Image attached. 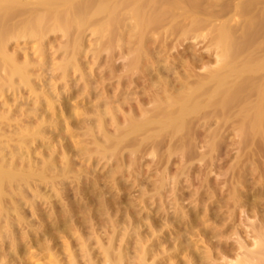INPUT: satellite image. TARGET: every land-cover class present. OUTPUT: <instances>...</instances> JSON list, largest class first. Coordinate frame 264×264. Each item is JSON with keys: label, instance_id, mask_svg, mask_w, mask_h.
Segmentation results:
<instances>
[{"label": "bare ground", "instance_id": "6f19581e", "mask_svg": "<svg viewBox=\"0 0 264 264\" xmlns=\"http://www.w3.org/2000/svg\"><path fill=\"white\" fill-rule=\"evenodd\" d=\"M8 1L9 3L1 5L3 10L0 9L2 10L0 13V94L6 90L16 96L21 91H26L30 95L29 98L32 96V102L27 104L26 108L12 109L13 104L8 103V97L0 102L2 107H0V110L2 109L0 111V245L7 241V246L13 247L14 252L12 251L13 255L10 258L13 264L18 263L19 249H29L31 246L29 242L36 245L38 239L43 236H47L45 239L48 243L37 244L36 247V249L41 247L46 249L48 260L47 263L42 264H61L56 253L51 252L52 245H56L57 241L61 242L63 255L68 258L67 264H79L72 249L73 245L69 242L70 238L77 241V252L82 256L83 264L122 263L121 250H118L119 253L113 251V235L117 237L114 222L109 223L115 234L109 236L108 241L106 240L108 246L103 244L99 235L91 239L98 247L96 257H99L100 262L98 259L91 261L92 253L88 247L91 237L84 236L81 232V228H85L87 217L99 218L98 211L111 208L116 214L126 208L121 209L117 197L109 200L112 194H109L108 198L101 197L106 188L103 189L98 185L100 180L93 174L95 171L90 165L93 160L115 161L117 167L114 172L122 171V163L127 161V176H133V169H136L137 165L138 172L135 171L140 175L138 160H142L147 155L151 156L152 167L149 165L148 170L160 168V172L156 170L159 174L157 173L158 176L156 175L157 178L151 187L159 196L160 189L171 182V180L168 182L169 179H172V189H178L177 176L180 174L186 175L188 186L196 185L193 189V199L196 201L194 206L184 212L180 208L181 217L177 216L179 209L176 210L171 223L166 220L169 219L168 217L164 218V222L154 219L146 221L148 223H140L134 215V209H130L133 206L126 208L128 212L126 211L124 219L127 223L135 222L136 229L134 228L133 234L136 235L137 240L133 243L134 247L143 237L139 236L138 226L145 225L147 234L153 235L169 223L168 225L171 224L180 232L182 231V234L188 232L191 237L200 236V243L197 245L208 249L212 246L209 239L213 235L208 236L211 233V225L218 222L228 228L226 223L215 220L214 217L220 210V201L224 192H229V201L237 196L244 198L243 201L256 196L255 200L252 199L250 207L258 206L257 202L261 200V196H264V57L258 52L261 57L255 58L252 55L249 56L248 52L256 34L248 39L245 38L247 39L245 41L243 37L244 42L240 38L241 43L234 39L230 27L218 29L215 35L209 38L210 43L206 49L207 53H213L215 63L213 66L207 63L202 65L201 69L198 68L201 71L196 73L193 69L196 62L185 61L184 64L178 65L179 69L175 63H172L174 61L165 60V64L161 62L168 52L167 48L170 44L165 41L170 39L169 36L176 35V40H184L190 37L196 39L202 35L199 32L204 29L203 22L204 24L206 22H197L199 18H202L198 17V15L202 16L198 12L200 9L198 5H202L203 3L200 4L202 1L195 0V2L199 1V4L196 2L198 5L193 4L194 0H187L185 4L181 2L182 0H179L180 3L176 0H174L175 3L172 0L164 2L165 5L169 3L168 7L172 6V8L174 5L170 2L175 4L177 7L174 9L184 4L186 7L182 6L184 8L180 9L185 13V9L192 8L187 7L189 1L192 2L198 9L193 7V10L189 9L187 12L191 20L189 26H183L177 22L185 18L182 16H186L181 15V12L176 15L173 9V15L164 13L161 9L157 11L156 7H160L157 4L161 0L159 2L157 0H32L29 7H24L22 4L15 8H11L12 3ZM203 5L199 7L202 8ZM3 11L6 12L2 15ZM15 18L17 21L11 22ZM185 19L184 23L190 21ZM156 30L157 36H155ZM86 32H89L91 39L85 41ZM49 34H59L61 38H64V42L53 49L54 53L62 57L49 70L55 73L52 74L55 77L53 83L50 81L51 76L45 80L43 73L48 67L46 59L48 55L45 57L46 47L43 46V42L45 43L43 40ZM206 36L203 34L201 40L206 39ZM21 38L31 42L33 47L27 45L28 49L33 48L32 53L27 48L31 54L26 52L25 43V46L21 47L22 53L20 50L18 53L17 49L8 52L9 47H6L5 43L10 39L18 42L17 40ZM260 46L258 47L261 48ZM16 47L21 49L20 46L16 45ZM160 51H165L163 56L160 53L162 58L156 56ZM90 53L92 64L86 67L87 63L85 65L82 60L86 59ZM102 53H105L104 58ZM117 59H122L119 65L115 64ZM94 65L98 67L102 65L99 72L102 75L108 71V76L107 73L103 75L107 76V78L103 77L105 80L100 78V74L93 72ZM73 75H76L82 83L78 88L79 91L75 90L76 86L72 88L69 87V82L67 83ZM111 79L117 80L115 86ZM136 80H141L143 84L137 85ZM48 81L51 84H46ZM93 82H97L95 84L102 90V95L109 91L113 95H109L104 100L102 98L106 97L105 95L104 97L100 95L101 98L99 95H94L91 91H94ZM59 84L61 89L63 86L62 91L68 86L66 92L56 93L58 90L56 87H59ZM46 87H53L51 88L53 91L46 90ZM3 94L2 97L5 96V93ZM52 94L57 97L55 101L52 100L55 98ZM90 95L96 97L93 96L95 98L91 100L93 102L90 101V106L85 107ZM73 96L80 101L69 103L68 100L71 101ZM100 104L103 107L99 109ZM69 108H72L71 111ZM20 120H23L22 123ZM90 120L93 122L89 123ZM231 129V132H235L234 135L239 139L238 142H235L238 139L233 140L230 136L228 139L226 134H229ZM7 130L14 132L6 134ZM80 131L88 133L89 137L85 136L91 138L87 145H81L80 138H75ZM198 142L202 143L201 147L204 148L201 153H196L194 149L197 147L195 145H199ZM89 143L93 148L91 153L88 149ZM241 144H245L244 146L248 144V156L243 154L246 157L244 158L248 159L247 161L244 159L245 163L241 166V163H236L234 167L222 174L224 182L228 183H223L222 189L223 187L225 189L218 192L217 188L223 181L211 182L207 176L208 168L212 163L216 164L214 158L221 161L217 168H222L226 156L230 155L231 147L241 146ZM35 149L40 151L34 152ZM124 151L127 156H122ZM237 152L240 153V151ZM30 153L34 156L32 154L29 156ZM175 155L179 159L178 165H175L177 160H174L172 164L175 167H172L176 170L171 172V176H167L169 170L167 171L164 163H168L170 157ZM239 156L243 157L238 155L237 159ZM73 157L82 159L78 166ZM194 159L199 163L197 169L195 166L194 169L192 168L194 162L191 164V160L194 161ZM187 161L189 163L185 165ZM191 169L197 170L195 177L191 176L193 172ZM229 171L232 172L231 177L228 176ZM67 179H70L68 183H66ZM134 179L135 177L133 181H138V178ZM80 180H84L82 184ZM232 183L235 185L232 186ZM176 191L174 190L175 194ZM251 191L254 193L251 194ZM191 196L193 194H190L188 198H192ZM180 197L186 198V194L181 193ZM229 201L224 203L227 208L233 204V201L228 203ZM229 214L228 219L232 221V212ZM28 215L34 219L35 227H32L33 225L28 221ZM263 228V221L250 226L255 248L253 251L246 249L242 251L241 258H238L235 264H264ZM223 230L219 232L222 233ZM14 233L19 234H16V237H19L18 241ZM214 236H216L215 233ZM169 239L176 241V244L171 245L173 250L168 254V264L174 262L178 264L181 259L187 264L191 263L198 251V247L194 245L195 242L185 241L186 239L177 235L176 230L168 227L167 232L162 234L155 243L171 242ZM162 248L156 249L158 252L156 251L155 254L158 255L159 250L165 253L167 246ZM1 251L0 248L1 258H5L6 255L2 254L5 250L2 253ZM148 253L144 249L140 251L138 263L143 264ZM24 254L28 258L32 256L29 252ZM4 258L0 259L1 262ZM175 258H178L177 261L171 262Z\"/></svg>", "mask_w": 264, "mask_h": 264}, {"label": "rangeland", "instance_id": "374dc122", "mask_svg": "<svg viewBox=\"0 0 264 264\" xmlns=\"http://www.w3.org/2000/svg\"><path fill=\"white\" fill-rule=\"evenodd\" d=\"M10 1L12 3V4H10V7L11 8L19 7L22 4H23L22 6H24V7H29L31 5V3H32V2H30L32 0H27L28 2L26 0L25 1H23V0H21V1L20 0L19 1L18 0L17 1L10 0ZM157 1L159 2V0H157ZM165 1H168V0H163V2H161L163 4H161L159 2L157 5H160V7L159 6H158L159 8L156 7V10L159 11V9H161L162 12H164V13H171V14H173V9H174V7H177V6H175V4H173L172 2H170L172 5H174V7L173 8H172V6L171 7H168L169 3H168V5H165L164 4ZM172 1L174 2V0H172ZM176 1H178L180 3L179 0H176ZM186 1L187 0H185V1L182 0L181 2L185 4ZM190 1H189V5L187 7H189V6L192 7L191 8L192 10H193V7L194 8H197L195 5L199 1L200 2L202 1L200 4L203 3L205 5L204 6L202 4L203 7H204V8L202 7L203 8L202 9L201 7H199V6H202V5H198L199 3L197 4L198 5V8H200L198 12L201 13L200 15H202V16H199L198 15V17H202V18H199V19L197 18L199 20L197 22H201V21L202 22L203 21L206 22L205 24L203 22V28L204 29H202V30L200 29L201 31L199 32V33H202V35L203 34L204 35L206 34L207 35L206 36V39H203L204 41L201 40V36L202 35L200 37L198 36L199 38H196V39H195V37L194 38L190 37V38H187V39H184V40H181V39L180 40H176L177 39L176 38L177 37L176 35L169 36L170 39H168V41L167 40L166 41L164 40L166 43H169L170 45L167 44V45H169V47H168L169 49L167 48V51L168 52H166L167 54L164 56L166 58L163 61L161 59V61H162L161 64H163L165 60H167V61L169 60V62L171 60V62L174 61L172 63H175V65L178 67V68L177 67L176 68L179 69L180 66H178V65H181V63L184 64L185 61L187 63H192V62L194 63V62H196L195 63L196 66H194V68H193V69H195L194 72H196V73L197 72H200L201 70H198V68L201 69V66L202 65H206V63L208 65L213 66V64L215 63L214 55H213L212 52H208L207 53L206 52V49H207V47H208V45L210 43L211 37L215 35L214 33H216V31L218 29H222L223 27H230V29L233 31V37H234V39L235 40H238L237 42H239V41L241 42V40L243 41V37H244V41H245L249 37L255 36V34H256V38L254 37L255 40L253 42V45L251 44V46H250L251 48L249 47V50H248L249 56L252 55L253 57L258 58V57H261V55H263L262 57H264V42H263L264 41V39H263L264 38V0H199L198 2L196 1L197 3L194 0V3L193 4L196 3L194 6H193L192 2L190 3ZM6 2L9 3L8 0H0V7H1L2 4H5ZM29 2H30V4H29ZM26 3H28V4H26ZM184 4H182V6L186 7ZM177 5H178V3H177ZM182 6H180L178 8H175L174 9L175 10L174 13L176 12V15H179L178 13L181 12V15L182 14L186 15V16H182V18L185 17L187 20H190V18H189L190 16H187V12H189V9L190 8L189 9H185V11H186V13H185L184 11H182V9H180V8H184ZM0 9H2V7ZM191 9H190V11H191ZM2 10H0V13H1ZM204 11H206V13ZM5 12L6 11H3L2 12V15L5 14ZM210 15H216V16H214V17L211 16L210 17ZM180 17L181 16H179V18ZM182 18H180V19H182ZM184 19L179 20L177 22L180 23V24H182L183 26L184 25L189 26L188 24H190L191 20L184 23ZM186 19H185V21H186ZM201 19H203V20H201ZM13 21L16 22L17 19L16 18L15 19H12L11 22H13ZM157 30H156L157 33H155L156 34L155 36H157V34H158V31ZM248 32H250V33H248ZM248 35H250V36H248ZM173 36H175V37H173ZM44 38L45 39L43 41H45V43L43 42V46L46 47V50H44V53L46 55L45 54L44 55H45V57L48 55L47 56L48 58L46 57L47 63H48L47 66L48 67L46 66L47 68H46V70L43 73L45 74V77H44L45 80L48 77L51 76L50 77V81L53 83V81L55 80L54 79L55 77H53L52 74H55V73H53V72H51L49 70H50L51 67H53V65L56 62H58L62 58L60 54H58L56 52H55L56 53L55 54L53 49L57 48L59 46V43L60 44L63 43L64 42V38H61V36L59 34H49V35H47V37H44ZM240 38H241V40H239ZM245 38H247V39H245ZM84 39H85V41L91 39V35L89 34V32H86L85 33ZM17 41L18 42H16V40H14V39H12V40L10 39V40H8L6 42L7 44L5 43V46L6 47H9V48H7V50L9 49L8 52L9 51L11 52V50H13V49H17L18 51L19 50L20 51L21 50L23 51V49H22L23 46H25L27 44L28 45H32V44H30L31 43L30 41H25V39L22 40V38L21 39H18ZM161 41H163L162 38H161ZM26 42H28V43H26ZM24 43H25V45H24ZM16 45L17 46H20V48L21 47L22 48L21 49H18L19 47L17 48ZM49 45L51 46V48H50ZM260 45H262V46H260ZM27 46H25L24 49H26V48L28 49L29 46L28 47ZM258 46H260L261 48H259ZM32 47H33V45H32ZM45 47H44V49H45ZM255 47H258V48H255ZM28 50H30V52H31V51H33V48H30ZM28 50L26 52H29ZM20 51L18 53H20ZM22 51H21V53H22ZM30 52H29V54L32 53V52L31 53ZM163 52H165V51H163ZM163 52L160 51L159 52V55H156V56L162 58L161 56L164 55ZM251 52H252V54H250ZM258 52L261 55H259ZM156 54H158V53H156ZM101 55H102V58H104L105 53L104 54L102 53ZM82 58L84 59V57H82ZM174 58H175L176 62L178 61L177 63L175 62ZM193 58L195 60H193ZM197 59H198V61H196ZM121 60L122 59H117L115 61V64L116 65H119L120 62H121ZM82 61H83V63L85 62V65L87 63L86 67L87 66L89 67L92 64V55H91V53L88 54L87 57H86V59H84ZM101 64H103L102 61H101ZM101 66L102 65H100L98 67V66L94 65L93 66L94 67L93 68L94 69L93 72L95 74H97V73L100 74L99 76L102 79H104L103 77L107 78L108 71L105 72V74L107 73L106 74L107 76H103L105 74L102 75L101 73H99L100 70H101V68H100ZM86 69L88 70V68H86ZM56 79L58 80L57 77H56ZM115 79L114 80L111 79L112 82H114V83H112L114 86L117 84V80H115ZM69 80L67 81V83L69 82V87L76 86V87H74V88H77L75 90L79 91L78 88L80 87V85H82V83L78 80V78L76 77V75H73L72 78H70ZM50 81H48V83H46V84H48V85L51 84ZM95 83H97V82H93V84L91 83L92 86H93V88L92 87L91 88L94 89V91L93 90H91V91L93 92L94 95H99L100 98H101V96L104 97V95H105L106 97L102 98L103 100L105 98L107 99V97L109 95H113V93L111 91H109V93L111 92L110 94L109 93H107V94L104 93L102 95L101 94V91L102 90H100V87L97 84H95ZM136 84L137 85L138 84H143V82H141V80H136ZM50 86H48V87H50ZM114 86H113V89H114ZM48 87H46L45 89L46 90H49L50 89V90L53 91V89H51L53 87H51V88H48ZM60 87H61L60 84H59V87L58 86L56 87V90L58 89L57 91L55 90L56 93L62 91L63 86H62V89ZM135 87L137 89H139L138 86H135ZM66 88H68V86H66L63 91L66 92V90H67ZM130 88H132V87H130ZM137 89H136V91H138ZM52 91H50V92H52ZM46 92H48V91H46ZM3 93H5V96L4 97H2L4 95ZM3 93L0 94V102H2L4 99H7L6 97H8V99H9L8 103L10 102L11 105L13 104L12 109L14 108V110H15L16 107L17 108L18 107H24V108H26L27 104L29 105V103L32 102V96L29 98L28 96H30V95L26 91H21L20 94L22 95V97H21L20 94L19 95L16 94V96L15 95H12L10 91H7L6 92V90H4ZM52 96H53V94H52ZM93 96L90 95V97L88 98V100H86L88 102L85 103L86 105L84 104L85 107L90 106V104H91L90 101L94 97H96V96H94V97ZM14 97H16L17 99L15 98L16 99L15 100ZM53 97H55V98L52 99V100L55 101V99L57 98L56 95H54ZM73 97L71 98L72 99L71 101L68 100L69 103H73V102L80 101V100H78V99L75 98L76 96H73ZM78 98H81V97H78ZM91 102H93V101H91ZM69 103H67V104L68 105H71ZM116 103H117V101H116ZM56 106H57V104H56ZM82 106H78V107H82ZM0 107H1V105H0ZM85 107H83V108H85ZM98 107L100 109L103 106H102V104H100V106H98ZM75 108H73V109H75ZM69 109L71 111L72 108H69ZM79 110H81V109H79ZM11 115L13 117L15 116L14 114H11ZM19 118H21V117H19ZM22 121L23 120H20L21 123H22ZM83 122H84V119H83ZM88 122L90 123V122H93V121L90 120ZM94 122H95V120H94ZM21 123H19V124H21ZM109 129L112 131L111 127ZM94 130H95V127H94ZM231 131H232V129L230 130L229 134H226V135H228V139H230L229 136L230 137H233V138H231L233 140L238 139L234 135L235 132L233 133ZM7 132L12 134L14 131L12 132L11 130H7L6 131V134H7ZM85 135L88 136V133H84V132H81L80 131V133L75 136V138H77V139L80 138L79 139L80 140V144L83 145V146L84 145H87V143L91 140V138H88L89 136L86 137ZM238 141H239V139L236 140L235 142H238ZM198 143H199V145H195V147L197 146L199 148L196 147L194 149H195V152L196 153H199V152L201 153V151L203 152L204 148L201 147V144L202 143L201 144H200V142H198ZM54 144H55V141H54ZM90 145L91 144L89 143L88 144V146H89V148H88L89 149V153H91V151L93 152V148ZM242 145L243 144H241V146L240 145L239 146L234 145V146L231 147V150H230L231 153L229 151V154L230 155L226 156V158H225L226 161L224 159V161L226 163L224 162V165L222 166V168H217V165L221 161L220 160H216L215 158H214V161L216 162V164L212 163V165H210L211 167L209 166L212 169L208 168L209 171L207 170L208 171L207 172L208 179L211 182L214 181V180H222L223 181L222 184H220L218 186V188H217V191L218 192L221 191V190H223V189H225L224 187L222 189L223 183H226V184L228 183V182H224V177H223L222 174L225 173L228 169L234 167L233 165H235L236 163H239V164L241 163L240 166L245 163L243 161L246 158L245 156H248V154H247L248 153V144H246V146H244L245 145L244 144L243 145L244 147H242ZM35 150H34V152L40 151V149L39 150H36V151ZM237 151H240V153L237 152ZM244 153H245V156H243ZM31 154L34 156L33 153H30L29 156ZM237 154L238 155H242L243 157L239 156L238 159H237V157H236V156H238ZM122 156H127L126 155V151H124L122 153ZM73 158H74L75 162L77 163L76 164L77 166L79 165V162L82 161V159L79 158V157H73ZM170 158L171 159H169V162L168 163H164V164H166L165 166H167L166 167L167 168V171L168 170L170 171V172L168 171L169 174L167 173V176L168 175L171 176L170 175L171 172L174 169L176 170V168H173V167H175L173 165L174 164V160L175 161L177 160V162L175 163V165H178L177 163H178V160H179L176 155L175 156H172ZM196 159H194V161L191 160L192 162L190 161L191 164L194 162V164H192V168L193 169H194V166L196 168L199 165V163H197L198 161ZM247 159H245V161H247ZM105 160H103V159L102 160H93L90 163L91 167L95 171V172H93V174L96 177L98 176L97 178L100 180V181L98 180L99 181L98 182L99 183L98 184L99 187H102L103 189L106 188V191L103 190L104 192H103V194H102L101 197H107L108 198L109 194H112V196L109 198V200H111L113 197L114 198L117 197L118 200H119V202H120L121 209H123L125 207L126 208H130L129 206L132 205L133 207H131L130 209H132V208L134 209L133 210L134 213H135L134 215L139 219L140 223L141 222H146V221L149 222V221L154 220V219H158V220H161L160 222H164V218L166 219L167 217L169 219H166V220H169L168 222L171 223L172 217L176 215L175 214V211L176 210L179 209L178 211L180 212V208H181L182 209L181 211H183V212L184 211H188V209H192V207L195 204L194 202H196L193 199V197H194L193 189L195 188L196 185L193 184L192 186L191 185L188 186L189 183L186 180L187 179L186 175H181V174L180 175L178 174L179 176H177L178 177V180L177 181L179 183L177 182L176 187L178 185L179 186H178V189H174L175 191L177 190L176 191V194H175V192H174V190L172 189V186H171L173 184V183L171 184L172 179H169L168 180V182H170V180H171V182L170 183H167L168 185H166V187L164 186L165 189H163L164 187H162V189H160V191H161V192H159L160 196L155 194L156 193L155 190H152L151 187H152V184L155 182V180H156V178L158 176L157 173L160 170V168L159 169L156 168V169L148 170L149 165L152 167V161L151 160H153V158L151 156H148L147 155L142 160L141 159L138 160L140 162V163L138 162L140 164L139 165L140 168H138L140 170L139 171L140 172V175H139V173L137 174V172H138L137 171L138 165L135 167L136 169H133L134 174L135 175L137 174L136 176H134V174H133V176L135 177V179L138 178V181H133V178H134L133 176H130V175L127 176V174H128V173H126L127 172L126 171V169H127V166H126L127 165V161H123V163H122V165H123L122 168L123 169H122V171H118V172H120V173H118V172H114V170L117 167L116 166V163H114L115 161L114 162L111 161L112 162L111 163L110 160H109V162H110L109 163L107 160L106 161ZM188 163H189V161H187L186 164L185 163H183V164L187 165ZM196 169L195 170H192L191 169L193 171L191 173V176L195 177L197 175L196 174V172H197ZM246 169L248 170V163L246 164ZM156 170H158V171H156ZM230 173H232V172L229 171L228 172V176L231 177L232 174H230ZM93 174H92V176H94ZM109 174H111V175H109ZM183 174H186V173H183ZM172 176H173V174H172ZM169 178H171V177H169ZM69 181H70V179H67L66 180V183H68ZM80 181H81L80 184H82L84 180L83 181L80 180ZM115 182H117V183L114 186V183ZM136 182H138V183H136ZM234 185H235V183H232V186H234ZM253 186H254V184H253ZM73 187H76V185H73ZM237 188H239V186H237ZM255 188H256V186H255ZM252 192L253 191H251V194L254 193V192L253 193ZM181 193L186 194V198H181L180 197V194ZM228 193L229 192H227V191L224 192V195L222 196L221 201H220V206H221L219 208L220 210L217 211L215 213V216H214L215 217V220L216 219L218 221L221 220L224 223H226L227 224L226 226H228V228L225 227V225H222L220 223L218 224V222H216V224L213 223L211 225L210 232L212 234L210 233V234H208V236H212L213 235L209 239V242H210V244L212 246H210L208 249H205V247H203V246L197 245V244L200 243V239H201L200 236H195L194 235V236L191 237V234H189L188 232H186V233L184 232V234H182L181 233L182 231L180 232L178 229L174 228L171 224L168 225L169 224L168 223V224H166L167 226L164 225L163 228L160 231H157V232L153 233V235L152 234H149L148 235L147 234V228H146V226L139 224L141 226H138V228H139L138 229V231H139L138 233H139V236H143V237H142V239L140 237L141 240H140V242H138L139 245L138 244L135 245V247L137 248V250H136V248L134 247V244H133L134 242L136 243V240H137L136 239V235L133 234L134 228L136 229V227H134L135 226L134 225L135 222L132 223V224L131 223H127L126 219H124V217L126 218L125 214H127L128 209L125 208L126 210L125 209L124 210H120V212H117L116 214H115V212L111 208L110 209L109 208L108 209H103L102 211L100 210V211H98V214H99L98 217L100 219L97 218V217H95V216H93L94 218L93 217L92 218L87 217L86 218L87 220L85 219V224H84V227L85 228H81L82 229L81 232L84 233L83 234L84 236H90L91 237L89 239L90 241L89 242L87 241L88 243H90V244H88V247H90L89 250L91 249L90 252L92 253V254L90 253L91 254V258H92L91 261H97V259H98V261L100 262L99 257H96L97 256V248L98 247H97V245H95L91 241V239L93 237H97L99 235L100 236V239L102 238L101 240L103 241V244L104 245H107L108 243H106V240L109 239L108 237L109 236H112L113 234L116 233L115 236H117V237H114V235H113V239H114L113 251L115 253L116 252L119 253L120 251L118 252V250H121V252H120V254H122L121 255V257H122V261H121L122 263L121 264H130V263L131 264H140V263H138V260L140 259V255L142 254V252H141V254H139V253H140V251H143V249H144L145 252L147 251V253L149 251V253L145 256V259L143 261V264H145L144 262H146V264H160V263L161 264H168V261H167L168 254L171 253V251L173 250L172 246L174 244H176V241L174 242L173 239H169L171 242L167 241L166 243H161V244H156L155 242L156 241L158 242V238L162 234H165L167 232V228L169 227L171 230H176L177 235L182 236V238L184 240L186 239L185 241H188L189 240L191 242H195L194 245L196 244V246L198 247V251H197V253H195L196 254L195 258L192 260L191 263L189 262L188 264H235V262L237 261V259L238 258H241L240 256H242L241 254H243L242 251L244 252L245 249L248 250V251H253L254 248H255V245L253 243V235L251 234L250 226L252 224L255 225V223L257 225V224H259L260 221L261 222L262 221L264 222V196L263 197L261 196V200L259 199V201L257 202L258 203L257 204L258 206H256V208L255 207L253 208V207H250V206H251V202L257 198L256 196H251L250 197V200H248V198H247L246 201H243L244 198H240V196L239 197L237 196L236 198L234 197L232 200L229 201V196L230 195ZM153 194H155V195H153ZM190 194L191 195L193 194V196H191L192 198H188V197H190ZM175 198H177V199L175 200ZM103 199H105V198H103ZM238 199H240V200H238ZM226 201H229L228 203H232L231 201H233V204L234 203L235 204L234 205L231 204V206H229L230 208H227L225 206V204L227 203ZM130 203H132V204H130ZM42 207L44 208V206H42ZM179 212L177 213L178 214L177 215L178 217L180 215L182 216V212H180V213ZM228 212L229 213L232 212V216H233L232 221H230L228 219L229 218L228 216H230V214ZM27 217H28V221L33 225L32 227H35V224H33V223H35L34 222V219L31 218L29 215ZM144 217H146V218H144ZM98 220H100V221H98ZM213 220H214V218H213ZM111 222H114L113 224H116L115 225L116 227L114 226V229L116 228L115 229L116 230L115 233L113 231L114 229H112L110 227V224L109 223H111ZM131 222H133V220ZM148 222H146V223H148ZM101 223H103V224L105 223L104 224V227L102 226L103 224H101ZM126 223H127V226H129V227L125 226ZM36 225H37V223H36ZM99 225H101V226L99 227ZM226 228H227V230H223V229H226ZM111 229H112L113 233H112ZM221 230H223L224 232L223 231H222V233L219 232ZM18 233H19V231H18ZM18 233H16V234L19 235ZM214 233H215L216 236H214ZM218 233H221V234H218ZM16 234L14 233L15 239L17 238L16 237ZM18 238L16 239L17 241L19 240ZM45 238H47V236L40 237V239H38L37 244H41V245L47 244L48 242H47V239H45ZM69 240L68 241L71 242V245H73L72 246V249L74 251L75 257L77 256L76 257V260L78 261L79 264H83L82 263L83 262V258L77 252L78 251L77 241L76 240H73V239L71 240V238ZM172 241H173V243H172ZM21 242H23V241H21ZM29 244H31V246H30L29 249L27 248L26 250L24 248L19 247L21 249H19L17 255L20 258L18 260V263L16 262L15 264H19V263L20 264H40V263L42 264V263H47L46 261L48 260V258L46 256L47 255L46 249L44 247H41L40 249H36L37 244L34 245L31 242H29ZM119 244H121V245H120L119 248H117L119 246ZM140 244L143 245V246H141ZM7 245H8L7 241H4L3 242V245H0V248L2 250L1 253L5 250V252H3L2 254H3V256L6 255L5 258L2 257V258H4V261L1 262V260H0V264H11L12 263V259H10V258L13 255L12 254L13 247L10 248V246H7ZM144 245H145V247H144ZM52 246L53 247L51 249V252H53V253L55 252L56 253V255H57L56 257L59 260V262L61 264H67L68 258L65 255H63L62 248H61V242L60 241H57L56 245H52ZM165 246H167V250L165 251V253H163V252H161V250H159V254L158 255L155 254L156 251L158 252V250H156V249H163L162 247H165ZM169 246H170L171 249L169 248ZM27 252H29L30 254H32L31 258H28L27 255L24 254V253H27ZM1 256H0V259H2ZM80 257H81L82 260L80 259ZM177 259L178 258H175V259L171 260V262H174L175 260L177 261ZM184 261L185 260H182L181 259L178 264H187ZM173 264H177V263L174 262Z\"/></svg>", "mask_w": 264, "mask_h": 264}]
</instances>
